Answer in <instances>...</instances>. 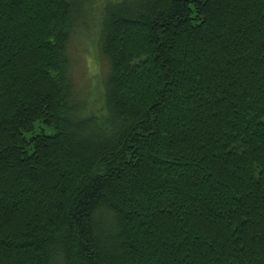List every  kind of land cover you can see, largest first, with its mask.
<instances>
[{
  "label": "trees",
  "instance_id": "1",
  "mask_svg": "<svg viewBox=\"0 0 264 264\" xmlns=\"http://www.w3.org/2000/svg\"><path fill=\"white\" fill-rule=\"evenodd\" d=\"M53 254L264 264V0H0V264Z\"/></svg>",
  "mask_w": 264,
  "mask_h": 264
},
{
  "label": "rangeland",
  "instance_id": "2",
  "mask_svg": "<svg viewBox=\"0 0 264 264\" xmlns=\"http://www.w3.org/2000/svg\"><path fill=\"white\" fill-rule=\"evenodd\" d=\"M79 33L80 35L71 43L74 58V81L76 89L82 95H85L88 100L95 99L102 85L104 65L102 60L94 53L95 39L93 35L88 36V34ZM46 132L50 133L51 131L47 129Z\"/></svg>",
  "mask_w": 264,
  "mask_h": 264
},
{
  "label": "snow or ice",
  "instance_id": "3",
  "mask_svg": "<svg viewBox=\"0 0 264 264\" xmlns=\"http://www.w3.org/2000/svg\"><path fill=\"white\" fill-rule=\"evenodd\" d=\"M89 5L105 10L110 6V0H85ZM92 211L95 212L98 216L104 217L111 212L110 204L105 201H98L92 206ZM57 257L53 254V264H56Z\"/></svg>",
  "mask_w": 264,
  "mask_h": 264
}]
</instances>
